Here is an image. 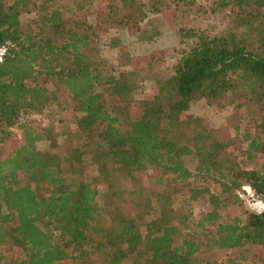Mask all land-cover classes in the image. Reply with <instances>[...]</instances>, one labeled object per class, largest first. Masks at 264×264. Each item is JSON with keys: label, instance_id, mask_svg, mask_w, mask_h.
<instances>
[{"label": "trees", "instance_id": "obj_1", "mask_svg": "<svg viewBox=\"0 0 264 264\" xmlns=\"http://www.w3.org/2000/svg\"><path fill=\"white\" fill-rule=\"evenodd\" d=\"M175 1L0 0V143L22 135L0 152V264H248L264 250V215L221 213L242 185L264 199V16L242 12L264 0H218L231 11L220 34L180 27L170 67L99 56L112 28L152 40L140 23ZM197 100L232 105L231 137L188 113ZM50 103L73 127L21 121Z\"/></svg>", "mask_w": 264, "mask_h": 264}, {"label": "rangeland", "instance_id": "obj_2", "mask_svg": "<svg viewBox=\"0 0 264 264\" xmlns=\"http://www.w3.org/2000/svg\"><path fill=\"white\" fill-rule=\"evenodd\" d=\"M218 0H176L171 6L163 7L159 12H150L140 23L141 29H156L158 34L150 41H141L137 38L135 29L126 27H116L108 30L99 41V56L106 62L117 65L124 55H129V62L124 68L131 69L144 65L149 56L158 54L162 56L163 65L170 67L176 62L178 49L180 48V27H192L205 29L209 34H220L229 25L231 11L229 8L219 9ZM243 13L253 12L264 16V5L259 9L249 11L242 10ZM89 19H93V9L88 12ZM30 14L22 15L23 20H28ZM154 87V80L147 79L144 88L137 90L133 96L138 99L149 93ZM137 105L131 106V114L136 116ZM189 114L200 117L208 126L212 127L219 139H226L233 135L232 105L218 108L208 105L204 100L193 102L188 110ZM75 112L71 110H60L55 103H50L42 112H31L21 117V121H26L30 125L41 128L56 123L58 119H65V122L74 125ZM22 142L21 130L14 126L12 135L0 143L2 156L7 155L13 148ZM49 142L39 141L38 148L43 149ZM151 183V180H148ZM207 203L197 201L194 203V212L199 214L206 208ZM228 219L234 215L245 219L250 212L240 203L229 210H221ZM155 215V212H153ZM264 250L253 248L248 255V264H264Z\"/></svg>", "mask_w": 264, "mask_h": 264}, {"label": "built area", "instance_id": "obj_3", "mask_svg": "<svg viewBox=\"0 0 264 264\" xmlns=\"http://www.w3.org/2000/svg\"><path fill=\"white\" fill-rule=\"evenodd\" d=\"M6 52V46L0 44V62L6 55ZM236 196L250 213L259 216L264 215V199L256 195L250 185H242L236 190Z\"/></svg>", "mask_w": 264, "mask_h": 264}]
</instances>
